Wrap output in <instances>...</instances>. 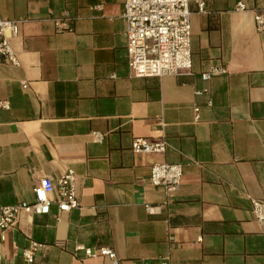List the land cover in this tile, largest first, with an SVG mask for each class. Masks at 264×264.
<instances>
[{"label":"crops","instance_id":"0c3cea01","mask_svg":"<svg viewBox=\"0 0 264 264\" xmlns=\"http://www.w3.org/2000/svg\"><path fill=\"white\" fill-rule=\"evenodd\" d=\"M124 1L0 0L19 22L18 65L0 64V206L32 204L40 179L67 170L79 205L59 221L56 205L21 211L0 232V264H23L30 241L33 264H111L78 247L120 264H264L252 213L264 201V0H190L191 74L161 78L129 74ZM216 66L226 73L203 81ZM135 138L165 151L134 154ZM161 163L182 165L178 190L149 183Z\"/></svg>","mask_w":264,"mask_h":264},{"label":"built area","instance_id":"2783aa9c","mask_svg":"<svg viewBox=\"0 0 264 264\" xmlns=\"http://www.w3.org/2000/svg\"><path fill=\"white\" fill-rule=\"evenodd\" d=\"M190 0H125L122 18L126 23V55L130 76L134 78H161L163 76H182L191 74V27ZM204 4L199 3L203 10ZM238 10H245L239 5ZM59 31L70 30L66 21L57 19ZM254 23L257 32L264 31V10L255 13ZM18 21L4 20L0 14V64L17 66V58L11 46V40L18 35ZM222 66L210 68L201 74L203 81L225 74ZM25 88V86H24ZM201 94V92H197ZM8 109L7 103H0V109ZM199 120V110L195 108V121ZM98 138L97 135H95ZM166 148L164 140L149 143L144 138H135L131 142L134 154L163 153ZM181 164H153L150 168L149 183L162 187L166 192L179 189L182 181ZM34 202L13 206H0V232L12 228L21 211L48 215L50 207L56 205L58 214L77 208L75 192V174L67 170L57 180L44 177L33 188ZM157 208L146 206V211L154 213ZM252 213L259 224L264 226V201L252 200ZM40 244L30 241L23 249V264H33ZM86 258L103 257L111 264H120L115 252L108 247L76 248Z\"/></svg>","mask_w":264,"mask_h":264},{"label":"rangeland","instance_id":"374dc122","mask_svg":"<svg viewBox=\"0 0 264 264\" xmlns=\"http://www.w3.org/2000/svg\"><path fill=\"white\" fill-rule=\"evenodd\" d=\"M190 27H191V23H190Z\"/></svg>","mask_w":264,"mask_h":264}]
</instances>
